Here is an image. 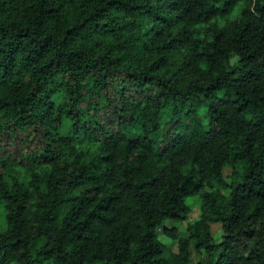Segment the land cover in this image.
Returning <instances> with one entry per match:
<instances>
[{
    "label": "trees",
    "instance_id": "obj_1",
    "mask_svg": "<svg viewBox=\"0 0 264 264\" xmlns=\"http://www.w3.org/2000/svg\"><path fill=\"white\" fill-rule=\"evenodd\" d=\"M117 95L169 99V134L134 130ZM94 99L108 124L82 123ZM0 201V264H264V0H0Z\"/></svg>",
    "mask_w": 264,
    "mask_h": 264
},
{
    "label": "rangeland",
    "instance_id": "obj_2",
    "mask_svg": "<svg viewBox=\"0 0 264 264\" xmlns=\"http://www.w3.org/2000/svg\"><path fill=\"white\" fill-rule=\"evenodd\" d=\"M232 16H235L234 13L231 14ZM140 17V21L142 25H147L150 20L154 21L153 16L143 14ZM223 19L219 17L217 18V22H222ZM211 20L202 22L197 27L198 32H204L207 27L210 25ZM144 49V48H143ZM142 49V50H143ZM146 53H150L149 50H145ZM84 88H87V84H84ZM115 103L117 106H124L125 111L132 114L134 117V122L131 124L132 128L138 132H147L150 134V136L153 138L155 142H159L160 140L164 139L165 134L167 133L168 128L165 127L166 121L170 115V108H169V99L166 100V102L162 105L156 106L154 103L147 101L145 102L144 99L136 96V95H129V96H116ZM96 102L95 104L91 105L87 109H85V103H83L80 106V117L83 124L91 125L96 122V120H100L103 123L107 121L105 117H103L104 107L101 105L102 102L99 99H94ZM100 108L95 115L92 114V107ZM179 114L181 121L186 122L188 121L192 112L188 111L190 108H194V110L197 113H201L202 105L195 102L194 99L191 98H184L179 102ZM107 109V108H106ZM188 111V113H187ZM154 119L158 122L159 126L156 130L152 131L150 128L149 120ZM104 123V124H105ZM108 124V123H106ZM60 131H63L65 133L71 134L72 131L69 128V125L66 123H63L61 126ZM176 130H171V132ZM169 134V133H167ZM92 145L91 139L88 137V132L86 130H83V126L79 127V131L77 133V139L75 141V146L78 149H86L89 148V146ZM16 169H18L19 174L21 175H27L28 174V168L26 166H18L14 165ZM33 168H36L38 171H42V166L32 165ZM240 164L239 161L236 159H233L231 157L227 158L222 165L221 172L225 178H227L228 174L232 170H239ZM203 188L206 189H213L214 186H204ZM185 203L188 206V210L185 216V219L179 223V229L183 230L187 223L192 222L195 220L200 212V204H201V196L199 193H194L192 195L186 196L184 198ZM4 211L3 206L0 201V229L4 226ZM169 225L168 220H163L157 227H156V235L157 237L166 244L171 251L175 252L177 250V240L175 237L168 236L163 229L166 228ZM209 229L212 236V240L215 243H219L221 239V229L218 222H211L209 223ZM199 255L198 252L194 251L192 246L189 245V260L191 263L196 261L197 256ZM92 264H99V262H94Z\"/></svg>",
    "mask_w": 264,
    "mask_h": 264
}]
</instances>
